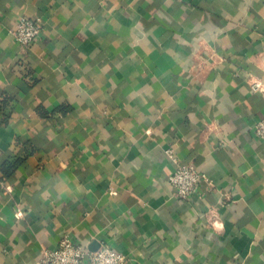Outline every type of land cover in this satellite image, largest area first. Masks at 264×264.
Wrapping results in <instances>:
<instances>
[{
    "label": "crops",
    "instance_id": "crops-1",
    "mask_svg": "<svg viewBox=\"0 0 264 264\" xmlns=\"http://www.w3.org/2000/svg\"><path fill=\"white\" fill-rule=\"evenodd\" d=\"M254 80L264 0H0V264L66 235L126 264H264ZM170 149L207 177L188 200Z\"/></svg>",
    "mask_w": 264,
    "mask_h": 264
},
{
    "label": "built area",
    "instance_id": "built-area-1",
    "mask_svg": "<svg viewBox=\"0 0 264 264\" xmlns=\"http://www.w3.org/2000/svg\"><path fill=\"white\" fill-rule=\"evenodd\" d=\"M43 26L39 19L23 17L12 30L15 41L24 51L29 50L40 38ZM253 91L264 93V85L260 81H252ZM256 138L264 142V117L255 123ZM167 157L175 168L169 177V184L175 191V196L181 200H188L199 188L204 180V175L194 165L179 163L173 149L166 151ZM127 258L109 247L102 245L97 250L89 251L77 244L68 235L64 236L56 249H47L43 252L39 264H126Z\"/></svg>",
    "mask_w": 264,
    "mask_h": 264
}]
</instances>
